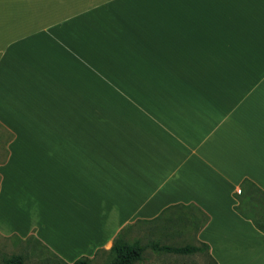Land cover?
<instances>
[{"label": "crops", "instance_id": "obj_1", "mask_svg": "<svg viewBox=\"0 0 264 264\" xmlns=\"http://www.w3.org/2000/svg\"><path fill=\"white\" fill-rule=\"evenodd\" d=\"M202 10L253 25L248 73L210 72L245 44ZM260 46L264 0H0V233L71 263L152 223L215 264H264V200L233 208L244 179L264 192Z\"/></svg>", "mask_w": 264, "mask_h": 264}, {"label": "rangeland", "instance_id": "obj_2", "mask_svg": "<svg viewBox=\"0 0 264 264\" xmlns=\"http://www.w3.org/2000/svg\"><path fill=\"white\" fill-rule=\"evenodd\" d=\"M220 11L222 12V15L218 18L217 15L220 13L219 10H202L204 15L202 19L206 22L208 17L211 24L215 23L220 26L234 27L235 37H239L242 44L245 45H242L240 48L242 55L241 59H238L237 56L233 55L231 56L230 62H228V53L231 48L224 46V54L226 56L225 62H210V65L208 64L211 68L210 72L225 73L238 70L240 73H248L251 65L246 44H256L258 39L257 32H255L253 25H250L245 19L238 15H234V12H238L237 10ZM242 11L246 12V10ZM230 21H233V23L229 24L228 22ZM227 34L228 33H226V35ZM231 36L232 35H230V37ZM257 48L264 49V46ZM185 62H187V60L178 61L177 65L181 69L187 71ZM214 83L215 82L211 80L209 85H216ZM6 135L7 134L0 129V161H3L2 159L5 155L4 144L7 140ZM123 240L127 242L135 241L142 247L140 259L132 264H213L205 249L188 254H178L165 252L152 247L153 243L177 246L191 242L189 238L171 239L158 232L156 233L152 228V223H143L134 226L129 231L128 235L125 238L123 237ZM12 254H20L23 258V264H58L57 260L54 259V256L46 251V249L42 247V244L31 239V237L21 239L16 236L3 235L0 233V262ZM110 258L111 255H109V253L98 254L96 258L89 261V264H105Z\"/></svg>", "mask_w": 264, "mask_h": 264}, {"label": "trees", "instance_id": "obj_3", "mask_svg": "<svg viewBox=\"0 0 264 264\" xmlns=\"http://www.w3.org/2000/svg\"><path fill=\"white\" fill-rule=\"evenodd\" d=\"M10 137L11 133H8ZM8 137L6 142L8 141ZM10 139V138H9ZM243 184L245 187L243 188ZM234 198L238 200V203L233 206V208L241 215L248 217L249 215L245 212V210L240 205L239 201L241 200V196H245L250 200L262 201L264 200V192L258 189L254 184L250 181L244 179L242 181V186L238 193L233 194ZM260 211H257V214L260 215L258 217L250 215V219L252 223L262 232H264V205H261L259 208ZM257 209V210H259ZM261 212L263 215H261ZM152 247L170 253H178V254H188L196 251H200L201 249H205L207 251V245L204 243H200L199 246L192 244H184L172 246L168 244H157L153 243ZM142 247L137 242H127L123 240L120 234H116L112 240L111 246L108 250L109 255H111L110 260L105 264H132L137 261L141 257ZM210 258V257H209ZM54 259L57 260L58 264H89V259L85 256H80L74 259L71 263H66L61 259L54 256ZM213 264L214 261L211 260ZM0 264H23V258L20 254H12L8 258H5L0 262Z\"/></svg>", "mask_w": 264, "mask_h": 264}]
</instances>
